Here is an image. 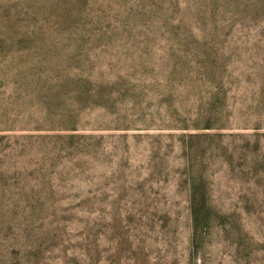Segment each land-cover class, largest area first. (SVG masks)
Wrapping results in <instances>:
<instances>
[{
    "label": "rangeland",
    "instance_id": "1",
    "mask_svg": "<svg viewBox=\"0 0 264 264\" xmlns=\"http://www.w3.org/2000/svg\"><path fill=\"white\" fill-rule=\"evenodd\" d=\"M0 264H264V0H0Z\"/></svg>",
    "mask_w": 264,
    "mask_h": 264
}]
</instances>
